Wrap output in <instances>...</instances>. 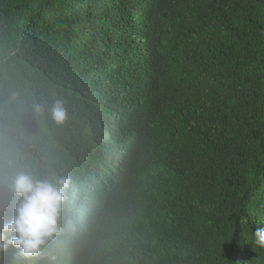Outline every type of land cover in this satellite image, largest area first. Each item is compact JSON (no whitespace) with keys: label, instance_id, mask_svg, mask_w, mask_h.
I'll use <instances>...</instances> for the list:
<instances>
[{"label":"trees","instance_id":"trees-1","mask_svg":"<svg viewBox=\"0 0 264 264\" xmlns=\"http://www.w3.org/2000/svg\"><path fill=\"white\" fill-rule=\"evenodd\" d=\"M21 169L71 186L0 264H264V0H0V225Z\"/></svg>","mask_w":264,"mask_h":264},{"label":"clouds","instance_id":"clouds-1","mask_svg":"<svg viewBox=\"0 0 264 264\" xmlns=\"http://www.w3.org/2000/svg\"><path fill=\"white\" fill-rule=\"evenodd\" d=\"M51 115L57 123L64 122L66 112L62 102L56 101ZM70 186L68 176L53 174L49 179H37L30 172L17 170L8 188L19 202L13 218L0 225V251L12 247L22 257L40 256L47 242L61 231L60 217ZM3 212L0 206V213ZM250 242L255 248L264 249V228H255Z\"/></svg>","mask_w":264,"mask_h":264}]
</instances>
